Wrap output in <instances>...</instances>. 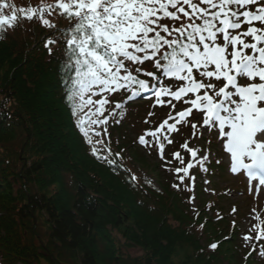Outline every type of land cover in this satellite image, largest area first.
<instances>
[{"label":"trees","instance_id":"16d2710c","mask_svg":"<svg viewBox=\"0 0 264 264\" xmlns=\"http://www.w3.org/2000/svg\"><path fill=\"white\" fill-rule=\"evenodd\" d=\"M48 11L54 28L18 13V25L0 34V264H177L178 257V264L245 263L234 244L238 227L226 240L231 229L222 214L217 220L209 216L215 209L203 199L195 209L189 187L176 179L159 173V186L152 178L156 163L140 164L146 163L144 151L126 141L123 132L131 120L125 96L138 86L103 97L88 94L81 111L72 114L74 72L63 68L62 33L75 21L60 10ZM49 38L58 40L48 46L51 54L45 47ZM140 67L138 78L153 88L154 79L145 73L156 71L154 64ZM102 98L109 102L96 103ZM109 113L113 123H101L94 132L92 124L85 125L89 144L77 120L102 121ZM118 133L121 145L113 141ZM123 145L135 148L130 160L119 151ZM198 192L204 197L202 187ZM203 233L216 249L203 246ZM123 246L143 253L129 255ZM254 257L246 264H256Z\"/></svg>","mask_w":264,"mask_h":264},{"label":"snow or ice","instance_id":"6c2138e0","mask_svg":"<svg viewBox=\"0 0 264 264\" xmlns=\"http://www.w3.org/2000/svg\"><path fill=\"white\" fill-rule=\"evenodd\" d=\"M257 4L260 6L255 10H244ZM7 8L12 9L10 14L4 12ZM52 8V4L17 8L0 0V34L18 25V13L24 19L36 18L45 27L54 28L55 24L44 15ZM55 9L75 21L62 33L67 56L63 68L66 73L74 72L68 96L73 115L81 111L88 94L103 97L106 92L129 85L138 86L131 97L150 91L149 82L138 78L140 66L150 62L163 76L183 84L177 90L160 87L154 93L157 103H165L161 96H171L188 105L177 112L181 119L197 110L204 117V131L216 129V136L223 138L221 144L231 154V172L245 170L264 185V0H55ZM253 22L260 26H253ZM242 23L248 25L246 31ZM249 37L251 41L246 42ZM57 43L55 38L47 39L45 47L50 54L53 49L48 46ZM249 49L259 55L247 54ZM145 75L159 80L153 71ZM238 77L247 79L241 82ZM86 102L93 103L90 98ZM108 102L102 98L96 103ZM167 103L175 110L171 100ZM115 107L122 105L116 103ZM169 119L176 120L169 114L160 128L167 125L169 131L175 130V124H168ZM86 121L92 125L104 121L90 120L89 116L77 120V127L91 144ZM185 122L196 128L190 120ZM148 134L155 136L154 132ZM139 142L148 143L144 136ZM183 147L197 156L187 144ZM96 152L93 148V155ZM174 155L180 159L178 152ZM246 158L250 162L246 163ZM191 167L189 164L176 172L187 175ZM179 178L183 183L184 177ZM243 238L258 241L262 236ZM217 246L210 245L212 249Z\"/></svg>","mask_w":264,"mask_h":264},{"label":"rangeland","instance_id":"374dc122","mask_svg":"<svg viewBox=\"0 0 264 264\" xmlns=\"http://www.w3.org/2000/svg\"><path fill=\"white\" fill-rule=\"evenodd\" d=\"M5 2L15 4L17 8L23 6L25 9L29 7H38L41 4H52L53 8L49 10H51V12L54 11L56 15L58 13V10L55 9V0H5ZM11 11H12L11 8L4 9V12L6 14H10ZM44 15L45 18L49 19L50 21H52L54 16L51 13L49 15V11H47ZM145 107H147L146 102L144 103L140 102V104L134 102L128 108L126 107L127 109L125 108V110L129 111L131 118L130 123H132V125L126 128L123 132V134L126 136V141H129V143H132L134 141L136 142L137 138L141 134H143V132H147L148 128L160 127V125L163 123V119L161 116L167 114V112L163 114H159L158 112H152L149 108L147 109ZM150 112L154 113L155 115L154 118L152 119H150L149 116V114H151ZM197 118L198 120L196 122L199 124L202 121L201 115H197ZM205 127L201 126L199 135L195 136L194 138L191 134L192 132H190L191 130H188L186 128H184L182 132H178V131L173 132L174 134L171 136L172 140L174 141L173 144L165 145L162 148L161 152L159 151V149H157L156 152L158 156H156L155 158L152 157L151 156L152 154H150L148 151H145L140 148L142 151H144L143 158L146 161V163L140 162V164H143L145 166L147 164V167H150L151 164L156 163L157 165L156 171L153 173L154 175L152 176V178L156 180V183L159 186H160L159 184L160 179L158 175L159 173L162 174V178L169 177V180L171 179V181L176 178L174 177V173H176V169L179 167L180 164L171 165L170 163L171 153L174 152L173 149L176 148L175 150L178 151V153L180 154V159H179L180 161H176V162L177 163L183 162V164L186 165L184 167H188L189 161L191 162L193 160L200 161L204 157L202 153H204L205 150L207 152L208 150H210L208 147L209 141L211 140V138H214L216 140L218 137L216 136V129L214 131L211 129H208V131H204ZM185 132L186 134H182ZM122 137L123 136H121V133L115 134L113 136V141H116L118 145H121V143H124ZM222 139L223 138L221 137L219 139L220 141L219 140L217 141L218 151L217 150L215 151V154H213L214 155L213 158L215 159L216 162L219 161V163H222L224 164V166H226L223 168L224 172H221V177L220 175L215 177H210L208 176V174L207 175L199 174L197 171L191 173V179H190L191 186L189 188V193H190L189 198L192 202V206L195 209H199L202 206V199H203L205 201L204 203L210 204L212 208L215 209L214 211L212 210L208 211L209 216H212L214 217V219H216L217 216H220V214H222L223 217H225L224 220H226V222L228 223L226 226L227 227L230 226L231 229L227 234L226 240L234 237V234H232V230H234L235 226L238 227L239 233L237 235V238H235L236 241L234 242V244L238 246V250L242 252L243 261L246 262L247 259L249 261L250 259L253 258V257L250 258L249 256L252 252V247H255L256 244H255V239L245 241L243 237L244 236L255 237L258 224L261 221L264 222V193L263 194L260 193L263 192L262 191L263 188L262 190L259 191L258 189H261V187L260 188L255 187V184H253L255 182L252 181L251 179H248L245 176V170H240L239 173L231 172L230 170L231 154L227 153L226 150L223 148L221 144ZM111 143H112V138H111ZM185 143L188 145V147L193 148L194 150L197 151L198 154L196 157H193L190 153L187 152V149L183 147ZM181 145L182 148L180 147ZM156 147H158V145H156ZM134 150L135 148H129L123 145L119 151L124 155L126 159L130 160V151H134ZM182 159L184 161H182ZM132 163L135 164V168L137 169L138 163H136L135 161H133ZM141 169L144 170L143 167ZM195 176L198 185L202 186L203 188L204 197L200 195L197 188L195 187V182H194ZM145 177L151 179L147 173ZM164 181H166V179ZM154 186L156 185L154 184ZM116 235L117 238L121 241V244L124 243L121 234L116 231ZM201 235H202L201 239L203 246L206 247L208 246V248L210 249L211 243H207V238L204 235V233ZM263 240L261 241V243L263 242ZM123 250L127 254L132 256L143 253L141 250L133 247H128L125 249V247L123 246ZM261 258L262 255L260 254V252L259 254L255 255L254 260L257 261L256 264H259L258 261H261ZM180 260L181 257L176 258L175 263L178 264ZM230 263L227 262V260H224L223 262V264H230Z\"/></svg>","mask_w":264,"mask_h":264}]
</instances>
